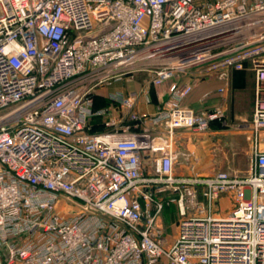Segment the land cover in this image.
Segmentation results:
<instances>
[{"label": "built area", "instance_id": "obj_1", "mask_svg": "<svg viewBox=\"0 0 264 264\" xmlns=\"http://www.w3.org/2000/svg\"><path fill=\"white\" fill-rule=\"evenodd\" d=\"M193 69L219 92L252 73L245 175L173 174L175 131L224 120L181 104ZM139 70L168 82L153 114L136 90L95 105ZM167 191L180 218L164 246ZM0 264H264V0H0Z\"/></svg>", "mask_w": 264, "mask_h": 264}, {"label": "rangeland", "instance_id": "obj_2", "mask_svg": "<svg viewBox=\"0 0 264 264\" xmlns=\"http://www.w3.org/2000/svg\"><path fill=\"white\" fill-rule=\"evenodd\" d=\"M199 71L201 70L193 69L186 76L192 79L193 89L190 97L194 98V101L203 98L202 104L192 103L194 107L192 109L200 111L220 103L223 106L224 120L211 124L206 131L180 128L175 133L173 148L177 154L173 174L177 177L199 178L224 170L236 175H245L251 153L247 125L253 109L252 73L246 69L229 70L227 89L223 97L213 84L215 79H219L216 74L211 73L206 78ZM134 73L142 74L140 80H143L151 78L153 72L139 70ZM96 89L99 93L100 87L97 86ZM102 98L98 95L97 101L103 102ZM153 162V156L144 157L147 175L155 174ZM170 196H172L170 191L158 196L163 207L156 223L164 246L170 245L180 218L177 205L169 200ZM69 205L73 208L72 204ZM227 208L228 204H222L220 201L216 208L217 213L225 215Z\"/></svg>", "mask_w": 264, "mask_h": 264}, {"label": "crops", "instance_id": "obj_3", "mask_svg": "<svg viewBox=\"0 0 264 264\" xmlns=\"http://www.w3.org/2000/svg\"><path fill=\"white\" fill-rule=\"evenodd\" d=\"M236 71H240V70H236ZM141 76H142V74H139V73L135 74L134 73L132 75L125 76L121 81L112 82L108 86L101 87L98 95L100 97L101 96L103 97L102 98L103 102L97 101L96 105L97 106L107 105L108 102L110 101V100H108L107 96L110 93L120 92V93L125 95L130 90H136L139 92L138 99H137L138 102L135 103V106L133 109L135 111L141 113V114L142 113L153 114L156 111L158 105L161 104L163 101H165L167 96H168V92H167L168 82H165L161 85H158V87H157V86H154L151 84L150 78L140 80V78H142ZM204 77L208 78L207 75H204ZM183 80L188 81L190 83L192 81V79H190V77H186V76H182V81ZM213 84L216 85V87H217L216 89H218L219 86H222L223 82L220 79H215L213 81ZM253 84H254V82L252 80V98H253ZM226 89H227V87L224 89L223 92H219L218 90L217 91L220 93L221 96L224 97ZM190 95H191V93L187 96V98H184L181 101L182 105L192 108L193 107L192 103H201L202 104L203 98H198V100H196L198 102H196V101H194L195 100L194 98L190 97ZM191 100H193L194 102ZM215 105L222 106V104H220V103H217ZM125 113H126V111L123 110V114H122V118H124L123 121H126ZM250 119H251V117H250ZM100 120H101L100 117H97V116H96V118L93 119V122H92L93 128L92 129H95V130L100 129ZM249 122H250V120H249ZM213 123H216V122H213ZM248 125H249V123H248ZM248 125H247V132H248ZM178 130H180V129H177L175 131V133L178 132ZM175 139H176V136H175ZM172 240H173V238H172ZM172 240H171V242H172ZM167 246H168V244H167Z\"/></svg>", "mask_w": 264, "mask_h": 264}, {"label": "trees", "instance_id": "obj_4", "mask_svg": "<svg viewBox=\"0 0 264 264\" xmlns=\"http://www.w3.org/2000/svg\"><path fill=\"white\" fill-rule=\"evenodd\" d=\"M97 99H98V98L96 97L95 105L97 104Z\"/></svg>", "mask_w": 264, "mask_h": 264}]
</instances>
